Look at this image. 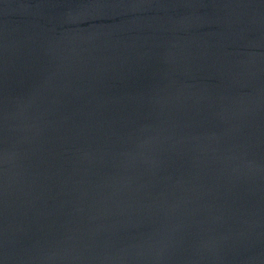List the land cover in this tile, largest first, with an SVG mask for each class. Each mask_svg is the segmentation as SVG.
Listing matches in <instances>:
<instances>
[{
  "label": "water",
  "instance_id": "1",
  "mask_svg": "<svg viewBox=\"0 0 264 264\" xmlns=\"http://www.w3.org/2000/svg\"><path fill=\"white\" fill-rule=\"evenodd\" d=\"M0 264H264V0H0Z\"/></svg>",
  "mask_w": 264,
  "mask_h": 264
}]
</instances>
